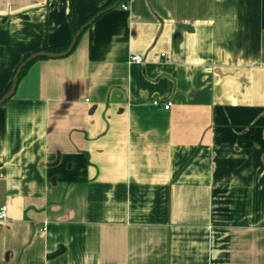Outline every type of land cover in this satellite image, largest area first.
I'll list each match as a JSON object with an SVG mask.
<instances>
[{
  "label": "crops",
  "instance_id": "1",
  "mask_svg": "<svg viewBox=\"0 0 264 264\" xmlns=\"http://www.w3.org/2000/svg\"><path fill=\"white\" fill-rule=\"evenodd\" d=\"M115 4L0 105V264H264V0ZM69 12L0 0V92Z\"/></svg>",
  "mask_w": 264,
  "mask_h": 264
},
{
  "label": "water",
  "instance_id": "2",
  "mask_svg": "<svg viewBox=\"0 0 264 264\" xmlns=\"http://www.w3.org/2000/svg\"><path fill=\"white\" fill-rule=\"evenodd\" d=\"M118 4H113L109 7H107L105 10L99 12L98 14H96L95 16H93L89 21H87L85 24H83L80 29L77 31V33L74 35L69 47L61 52H56V51H48V50H39L36 51L34 53H32L29 57H27L17 68L13 80H12V84L10 89L2 96V98H0V105L4 104L9 98H11L15 92L16 89L18 87L19 84V78H20V73L22 71V69L32 60L41 57V56H46V57H64L69 55L73 49L75 48L76 44L78 43L79 37L82 35L83 31L90 26L98 16H100L104 11H107L115 6H117Z\"/></svg>",
  "mask_w": 264,
  "mask_h": 264
},
{
  "label": "trees",
  "instance_id": "3",
  "mask_svg": "<svg viewBox=\"0 0 264 264\" xmlns=\"http://www.w3.org/2000/svg\"><path fill=\"white\" fill-rule=\"evenodd\" d=\"M122 1H125V0H110L109 2H107L106 4H103L102 6H100V7H98L94 12H92L89 16H87L86 18H85V20L82 22V23H80V24H77V22H76V17H75V3H76V0H70V12H69V18H70V26H71V31H70V38H69V40L68 41H66V42H64V43H62V44H60V45H57V46H50V45H48V44H46L43 48H41L40 50H48V51H56V52H61V51H64V50H66L68 47H69V45H70V43H71V41H72V39H73V37H74V35L77 33V31L80 29V27L83 25V24H85L87 21H89L93 16H95L96 14H98L99 12H101V11H103V10H105L107 7H109V6H111V5H113V4H115V3H118V2H122ZM105 12V11H104ZM103 12V13H104ZM102 13V14H103ZM101 14V15H102ZM99 17V16H98ZM97 17V18H98ZM82 36V35H81ZM80 36V37H81ZM80 37H79V39H80ZM79 41V40H78ZM76 47V46H75ZM74 50V49H73ZM32 53H28V54H26L25 55V57H24V59H23V61L27 58V57H29L30 55H31ZM42 58H48V57H46V56H41V57H38V58H36V59H34V60H32L31 62H29L23 69H22V71H21V73H20V78H19V80L23 77V75L28 71V69H29V67L36 61V60H38V59H42ZM20 65V64H19ZM11 84H12V81L10 82V84L7 86V88L3 91V92H0V98H2V96L10 89V87H11ZM55 253H59L58 251L57 252H55Z\"/></svg>",
  "mask_w": 264,
  "mask_h": 264
},
{
  "label": "built area",
  "instance_id": "4",
  "mask_svg": "<svg viewBox=\"0 0 264 264\" xmlns=\"http://www.w3.org/2000/svg\"><path fill=\"white\" fill-rule=\"evenodd\" d=\"M122 7L124 9H128L129 5L127 3L123 4ZM164 55V54H163ZM145 61L144 56H141L139 54H133L130 58V62H137V63H142ZM154 104L162 106L165 109H169L172 105V101H165L161 102L160 100H154ZM7 218V205H4L0 208V219L5 220ZM45 229V227H44Z\"/></svg>",
  "mask_w": 264,
  "mask_h": 264
}]
</instances>
